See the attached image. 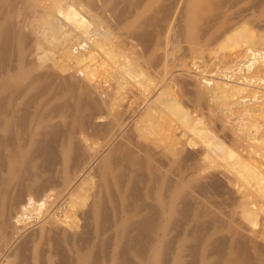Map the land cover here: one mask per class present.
Instances as JSON below:
<instances>
[{"label":"bare ground","instance_id":"bare-ground-1","mask_svg":"<svg viewBox=\"0 0 264 264\" xmlns=\"http://www.w3.org/2000/svg\"><path fill=\"white\" fill-rule=\"evenodd\" d=\"M262 115L264 0H0V264H264Z\"/></svg>","mask_w":264,"mask_h":264},{"label":"rangeland","instance_id":"rangeland-1","mask_svg":"<svg viewBox=\"0 0 264 264\" xmlns=\"http://www.w3.org/2000/svg\"><path fill=\"white\" fill-rule=\"evenodd\" d=\"M208 75H210V74H208ZM259 118L262 119L261 120L262 123H261V128L260 129H261V132H263L262 134L260 133L261 134L260 136H264V123H263L264 122V115L259 116ZM263 139L261 138L259 141L262 142V141H264ZM100 141H102V140H100ZM262 143H264V142H262ZM262 168H264V165L262 166ZM245 190L248 191L247 188ZM245 199H249L250 200V206L251 207L259 209L258 219L262 218L261 220H263L264 219V205H263L262 201L264 200V197H260V199H259V197L257 195H255L254 193H249L248 195H246ZM255 199H257V200H255ZM258 200H259V202H258Z\"/></svg>","mask_w":264,"mask_h":264}]
</instances>
